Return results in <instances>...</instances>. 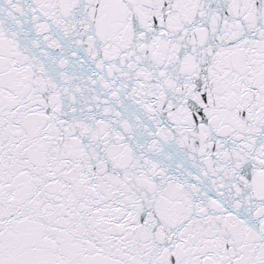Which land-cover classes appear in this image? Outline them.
Returning a JSON list of instances; mask_svg holds the SVG:
<instances>
[{
  "label": "water",
  "instance_id": "obj_1",
  "mask_svg": "<svg viewBox=\"0 0 264 264\" xmlns=\"http://www.w3.org/2000/svg\"><path fill=\"white\" fill-rule=\"evenodd\" d=\"M0 264H264V0H0Z\"/></svg>",
  "mask_w": 264,
  "mask_h": 264
}]
</instances>
